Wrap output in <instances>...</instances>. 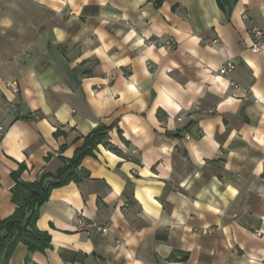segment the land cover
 <instances>
[{
	"label": "crops",
	"instance_id": "1",
	"mask_svg": "<svg viewBox=\"0 0 264 264\" xmlns=\"http://www.w3.org/2000/svg\"><path fill=\"white\" fill-rule=\"evenodd\" d=\"M253 26L264 0H0V221L18 183L53 181L106 132L37 208L50 247L19 242L9 264H264Z\"/></svg>",
	"mask_w": 264,
	"mask_h": 264
},
{
	"label": "trees",
	"instance_id": "2",
	"mask_svg": "<svg viewBox=\"0 0 264 264\" xmlns=\"http://www.w3.org/2000/svg\"><path fill=\"white\" fill-rule=\"evenodd\" d=\"M165 1L157 0V4L162 5ZM218 3L223 10H227L231 0H218ZM104 138H106L105 130L94 131L86 139L83 149L72 160L70 166L62 169L53 181H47L44 177L39 183L17 184L13 200L18 208L12 217L0 221V264H9L15 246L19 242H23L30 252L44 251L50 247L51 236L47 232L33 228V223L37 219V208L48 199L52 189L63 186L73 179L72 171L86 156L93 153L97 142Z\"/></svg>",
	"mask_w": 264,
	"mask_h": 264
},
{
	"label": "built area",
	"instance_id": "3",
	"mask_svg": "<svg viewBox=\"0 0 264 264\" xmlns=\"http://www.w3.org/2000/svg\"><path fill=\"white\" fill-rule=\"evenodd\" d=\"M244 19H248V15L244 14ZM250 36H251V45L249 47V50L252 53L255 54H263L264 53V29L253 26L250 29ZM211 44H214V42H210ZM152 45L159 46L160 48L166 49L167 51L171 50L174 47V42L172 41H164L161 42L159 40H152L151 41ZM236 70V64L232 60H228L225 62L216 72V76L218 77H227L231 79V75L234 73ZM236 90H240L241 87L238 86L237 84H233ZM209 112H213V110H210ZM181 121V119H179ZM3 133V127L0 126V138ZM75 226L78 230L81 231H95L98 233L102 234H107L109 232L107 227L102 226L99 222L97 221H88L86 220L83 216H79L77 219ZM206 234H211L212 230L207 229L204 231ZM120 244V242H118Z\"/></svg>",
	"mask_w": 264,
	"mask_h": 264
}]
</instances>
